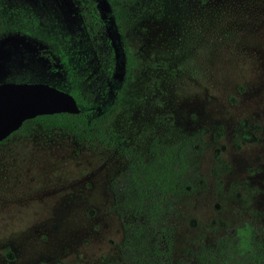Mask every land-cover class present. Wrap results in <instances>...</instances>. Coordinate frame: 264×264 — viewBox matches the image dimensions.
Returning <instances> with one entry per match:
<instances>
[{
  "label": "rangeland",
  "instance_id": "obj_1",
  "mask_svg": "<svg viewBox=\"0 0 264 264\" xmlns=\"http://www.w3.org/2000/svg\"><path fill=\"white\" fill-rule=\"evenodd\" d=\"M122 30L135 64L110 119L118 146L37 127L0 144V264H99L114 255L123 153L141 150L160 122L206 132L200 183L173 220L175 259L243 222L264 239V0H145ZM43 51L64 57L78 94L101 92L76 0H0V83L59 78ZM214 155L224 164L218 176Z\"/></svg>",
  "mask_w": 264,
  "mask_h": 264
},
{
  "label": "trees",
  "instance_id": "obj_2",
  "mask_svg": "<svg viewBox=\"0 0 264 264\" xmlns=\"http://www.w3.org/2000/svg\"><path fill=\"white\" fill-rule=\"evenodd\" d=\"M144 1L76 0L87 43L105 78L101 92L78 94L61 69L64 57L43 51L42 57L59 73V78L43 83L69 93L79 112L26 120L0 144L15 134L27 136L37 127L58 130L90 146H118L120 140L111 130L110 119L135 64L126 49L122 25ZM205 135L203 129L184 133L160 122L145 134L147 142L141 150L124 151L125 164L113 185L112 205L122 221L121 240L115 254L102 258L99 264H264V239L245 222L212 247L200 244L187 252L185 260L174 257L173 220L184 197L194 194L200 183L198 162L206 146ZM223 168V161L214 155L213 175L218 176Z\"/></svg>",
  "mask_w": 264,
  "mask_h": 264
},
{
  "label": "water",
  "instance_id": "obj_3",
  "mask_svg": "<svg viewBox=\"0 0 264 264\" xmlns=\"http://www.w3.org/2000/svg\"><path fill=\"white\" fill-rule=\"evenodd\" d=\"M74 98L46 83H0V142L21 124L42 115L78 114Z\"/></svg>",
  "mask_w": 264,
  "mask_h": 264
},
{
  "label": "flooded vegetation",
  "instance_id": "obj_4",
  "mask_svg": "<svg viewBox=\"0 0 264 264\" xmlns=\"http://www.w3.org/2000/svg\"><path fill=\"white\" fill-rule=\"evenodd\" d=\"M1 83H5V82H1ZM34 83V82H33ZM41 83H43V82H41ZM263 242H264V240H263Z\"/></svg>",
  "mask_w": 264,
  "mask_h": 264
}]
</instances>
